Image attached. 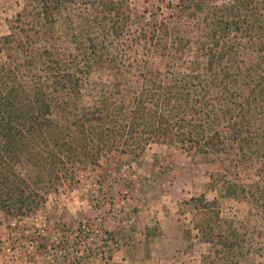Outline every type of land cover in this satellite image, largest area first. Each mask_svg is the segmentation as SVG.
Segmentation results:
<instances>
[{
	"label": "rangeland",
	"instance_id": "rangeland-1",
	"mask_svg": "<svg viewBox=\"0 0 264 264\" xmlns=\"http://www.w3.org/2000/svg\"><path fill=\"white\" fill-rule=\"evenodd\" d=\"M263 7L264 0H0V66L10 84L42 89L63 126L103 104L125 121L157 71L258 83ZM234 20L242 31L227 27ZM211 48L220 56L212 69ZM72 79L80 85L74 93ZM252 113L257 143L247 155L237 145L205 155L173 142L141 156L113 151L76 165L70 183L42 192L37 210H0V264H264V105Z\"/></svg>",
	"mask_w": 264,
	"mask_h": 264
},
{
	"label": "trees",
	"instance_id": "trees-1",
	"mask_svg": "<svg viewBox=\"0 0 264 264\" xmlns=\"http://www.w3.org/2000/svg\"><path fill=\"white\" fill-rule=\"evenodd\" d=\"M257 12L264 16V7ZM233 25L242 31L240 20L227 23L229 29ZM205 54L212 69L220 56L214 48ZM218 76L205 82L193 71H157L133 101L127 120L115 116L113 105L103 104L75 114L66 127L54 119L42 89L10 84L9 71L0 66V210H37L45 200L42 192L70 183L76 165L98 164L113 151L141 156L152 144L173 142L205 155L237 145L247 155L257 143L249 115L264 105V76L258 83L236 76L235 84L218 81ZM70 83V92L79 91V81Z\"/></svg>",
	"mask_w": 264,
	"mask_h": 264
}]
</instances>
